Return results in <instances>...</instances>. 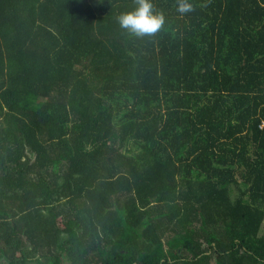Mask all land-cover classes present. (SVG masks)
<instances>
[{"label": "trees", "instance_id": "16d2710c", "mask_svg": "<svg viewBox=\"0 0 264 264\" xmlns=\"http://www.w3.org/2000/svg\"><path fill=\"white\" fill-rule=\"evenodd\" d=\"M0 0V264H264V0Z\"/></svg>", "mask_w": 264, "mask_h": 264}, {"label": "clouds", "instance_id": "9594fccd", "mask_svg": "<svg viewBox=\"0 0 264 264\" xmlns=\"http://www.w3.org/2000/svg\"><path fill=\"white\" fill-rule=\"evenodd\" d=\"M137 7L118 18L119 24L137 37L151 35L157 32L164 23L162 13H155L151 0H136ZM193 5L190 0H177V11L181 14L191 12Z\"/></svg>", "mask_w": 264, "mask_h": 264}]
</instances>
